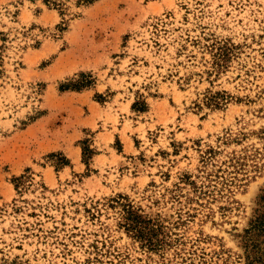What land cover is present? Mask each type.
Masks as SVG:
<instances>
[{"label":"rangeland","instance_id":"rangeland-1","mask_svg":"<svg viewBox=\"0 0 264 264\" xmlns=\"http://www.w3.org/2000/svg\"><path fill=\"white\" fill-rule=\"evenodd\" d=\"M263 197L264 0H0V264H247Z\"/></svg>","mask_w":264,"mask_h":264},{"label":"trees","instance_id":"trees-1","mask_svg":"<svg viewBox=\"0 0 264 264\" xmlns=\"http://www.w3.org/2000/svg\"><path fill=\"white\" fill-rule=\"evenodd\" d=\"M228 52L221 48V51L219 53V55L222 58H225L227 56ZM86 87L85 85H75V87H65V89H73V90H79ZM263 201V205H262V209H259L257 211V214L255 216V218L253 219L252 223H251V229L249 230V233H253L256 236V241L253 244L254 247V255L248 256L247 259V264H264V197L262 198ZM138 233L139 236H143L141 235L142 233H140V231H136ZM259 238H262L261 240H259ZM147 244H151V239H146Z\"/></svg>","mask_w":264,"mask_h":264}]
</instances>
